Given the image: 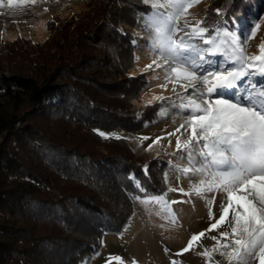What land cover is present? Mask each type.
Returning a JSON list of instances; mask_svg holds the SVG:
<instances>
[{
	"label": "trees",
	"instance_id": "16d2710c",
	"mask_svg": "<svg viewBox=\"0 0 264 264\" xmlns=\"http://www.w3.org/2000/svg\"><path fill=\"white\" fill-rule=\"evenodd\" d=\"M86 7L48 19L42 43L0 38V264H80L129 221L135 181L165 190V161L95 131L138 132L157 119L158 103L134 104L147 81L134 73L132 42L149 6ZM217 8L234 29L264 17V0H210L202 18L218 20ZM258 31L260 44L264 22Z\"/></svg>",
	"mask_w": 264,
	"mask_h": 264
},
{
	"label": "snow or ice",
	"instance_id": "6c2138e0",
	"mask_svg": "<svg viewBox=\"0 0 264 264\" xmlns=\"http://www.w3.org/2000/svg\"><path fill=\"white\" fill-rule=\"evenodd\" d=\"M200 2L142 0L149 6L141 19L152 59L141 72L151 70L157 73L152 79L162 81L156 85L161 94L152 95L145 107L160 102L162 117L169 115L167 108L182 116L178 126L156 137L145 150L151 151L165 139L170 147L174 137L175 153L187 163L169 161V165L177 180L188 178L190 185L187 191L169 186L167 192L156 194L137 180L136 191L129 196L148 211L177 223L173 205L186 201H169L168 192L201 198L207 193L221 194L218 218L213 195L206 200L209 227L192 234L175 255L200 246L203 250L197 255L205 264H264V38L255 54L247 52L264 17L234 29L228 27L226 10L217 8L219 19L209 24L207 17L197 19L189 11ZM36 4L37 0H0V7L9 9ZM166 91L170 95H164ZM95 131L105 139H121L115 133ZM148 173L145 165V176ZM192 177L199 179L193 182ZM164 180L168 182V173ZM214 231L217 234L208 237L213 244L203 247L201 240ZM113 261L123 264L118 255L109 256L106 264ZM170 264L179 262L173 259Z\"/></svg>",
	"mask_w": 264,
	"mask_h": 264
},
{
	"label": "rangeland",
	"instance_id": "374dc122",
	"mask_svg": "<svg viewBox=\"0 0 264 264\" xmlns=\"http://www.w3.org/2000/svg\"><path fill=\"white\" fill-rule=\"evenodd\" d=\"M210 0H201L198 5L192 7L189 11L197 18H202L207 9ZM87 0H37L36 5H26L23 8L9 9L0 7V38L5 41H12L17 37H24L35 43H42L48 36L46 22L50 18L65 20L73 14H80L87 10ZM47 9V11H45ZM238 29V28H236ZM260 32L252 39L253 43H248L247 52L255 54L257 52V38ZM148 33L143 28L142 19L139 20V27L134 31V40L132 47L135 51V74L143 75L147 81L146 88L141 94L138 101L134 102L136 108L145 106V101L150 99L154 94H161V89L156 87L162 81L153 80L152 76L157 74L151 70L141 72V69L150 63L152 56L147 47ZM136 57H139L137 60ZM161 76L162 73H159ZM170 95V91L163 93ZM156 121L148 124L144 129L138 132H127L123 130L109 131L105 133H115L124 139L131 149L148 161L151 159H160L167 163L166 170L168 173V182L165 183L167 192L169 186L173 188L183 187L185 191L189 189L190 181L188 178L177 180V173L171 170L169 161L172 163L186 164V160H180V154L175 153V138L172 137V145L168 146V140H162L160 146H155L151 151H146L152 140L158 136H164L167 132L172 131L179 123L182 122V116L174 109L167 108L168 116L162 117L161 103ZM167 102H165V105ZM175 120V123H173ZM141 137H149L141 143ZM199 177H192L195 182ZM165 181V180H164ZM162 192V193H163ZM213 195L216 196V202L213 206L215 216L218 218L220 212V202L223 199L219 193H207L204 198L191 195L184 196L179 192H168L167 199L183 200L185 203L173 205V210L177 215V223H171L155 214V211H148L144 205L132 199V215L124 226L118 232L105 231L98 249L90 256L85 258L80 264H106L109 256L118 255L122 258L123 264H170L175 259L179 264H205L204 259L197 255L202 251V247L197 246L195 250H190L181 256H176L186 245L192 234L199 233L209 227L211 221L208 218V208L206 200ZM223 230V229H221ZM217 233H207L206 237L200 242L203 247H210L213 241L208 238ZM165 249L168 251L166 252ZM112 264H116L115 261Z\"/></svg>",
	"mask_w": 264,
	"mask_h": 264
}]
</instances>
